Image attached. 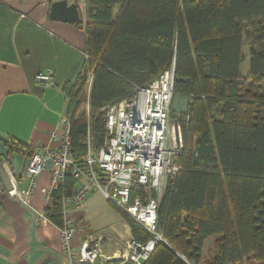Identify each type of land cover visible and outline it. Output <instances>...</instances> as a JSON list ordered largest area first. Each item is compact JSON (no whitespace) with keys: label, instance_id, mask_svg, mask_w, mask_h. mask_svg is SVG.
Instances as JSON below:
<instances>
[{"label":"trees","instance_id":"obj_1","mask_svg":"<svg viewBox=\"0 0 264 264\" xmlns=\"http://www.w3.org/2000/svg\"><path fill=\"white\" fill-rule=\"evenodd\" d=\"M85 12L87 58L64 86L76 167L88 173V148L105 142V105L132 98L172 66L173 97L188 98L186 112L171 110L183 148L157 210L163 241L142 264H264V0H86ZM2 144L32 151L12 138ZM75 189L67 175L52 191L44 215L55 225ZM126 220L135 239L147 240Z\"/></svg>","mask_w":264,"mask_h":264},{"label":"crops","instance_id":"obj_2","mask_svg":"<svg viewBox=\"0 0 264 264\" xmlns=\"http://www.w3.org/2000/svg\"><path fill=\"white\" fill-rule=\"evenodd\" d=\"M53 1L0 0V154L17 177L28 156L8 152L2 142L48 144V131L68 108L64 86L76 82L86 59V0H68L78 5L80 23L50 19ZM39 71H50L51 78L38 81ZM50 179L48 164L37 176L28 204L9 197L0 185V264H68L58 226L44 215L48 201L41 189L49 187ZM68 215L79 226L75 248L99 234L104 253L113 255L111 261L93 264H131L124 250L132 237L126 215L99 190H90L79 206L70 205Z\"/></svg>","mask_w":264,"mask_h":264},{"label":"built area","instance_id":"obj_3","mask_svg":"<svg viewBox=\"0 0 264 264\" xmlns=\"http://www.w3.org/2000/svg\"><path fill=\"white\" fill-rule=\"evenodd\" d=\"M50 78V71H39L36 75L38 81L47 82ZM173 81L172 66L148 85L136 87L132 98L101 109L105 114V142L96 152L88 148L85 158L88 173L74 164L67 111L48 131V144L32 146L22 174L14 176L7 161L2 160V168L13 185L6 194L23 204H28L37 176L48 164L50 184L41 189L46 201L67 175L78 183L71 195L63 197L62 224L58 226L68 264H93L97 260L113 259V255L104 253L103 237L99 234L81 242L77 248L72 244L79 226L69 217V206H79L92 189L99 190L148 236L144 242L133 236L126 241L127 260L142 264L155 243L163 241L157 228V210L168 185L181 168L179 156L183 148L181 121L171 115Z\"/></svg>","mask_w":264,"mask_h":264},{"label":"water","instance_id":"obj_4","mask_svg":"<svg viewBox=\"0 0 264 264\" xmlns=\"http://www.w3.org/2000/svg\"><path fill=\"white\" fill-rule=\"evenodd\" d=\"M49 18L52 20L66 21L77 23L80 21V11L78 5L68 0H54L50 5ZM0 185L5 190L12 189V182L8 173L2 168V159L0 157Z\"/></svg>","mask_w":264,"mask_h":264},{"label":"rangeland","instance_id":"obj_5","mask_svg":"<svg viewBox=\"0 0 264 264\" xmlns=\"http://www.w3.org/2000/svg\"><path fill=\"white\" fill-rule=\"evenodd\" d=\"M250 44L247 39L244 40V46L242 48L243 53L245 55L244 60L242 61L240 65V72L242 76H247L249 73V55H250ZM188 106V98L183 95H175L174 101L172 105V111L175 113H184L187 110ZM84 109L87 111L88 104L87 102L84 103Z\"/></svg>","mask_w":264,"mask_h":264}]
</instances>
